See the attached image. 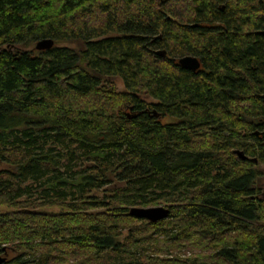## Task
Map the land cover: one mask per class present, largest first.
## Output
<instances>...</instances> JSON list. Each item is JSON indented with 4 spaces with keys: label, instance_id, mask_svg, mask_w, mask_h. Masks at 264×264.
<instances>
[{
    "label": "trees",
    "instance_id": "1",
    "mask_svg": "<svg viewBox=\"0 0 264 264\" xmlns=\"http://www.w3.org/2000/svg\"><path fill=\"white\" fill-rule=\"evenodd\" d=\"M263 26L264 0H0L4 264H264Z\"/></svg>",
    "mask_w": 264,
    "mask_h": 264
},
{
    "label": "water",
    "instance_id": "2",
    "mask_svg": "<svg viewBox=\"0 0 264 264\" xmlns=\"http://www.w3.org/2000/svg\"><path fill=\"white\" fill-rule=\"evenodd\" d=\"M54 45V42L50 39H44L38 41L34 48L37 51H46L52 48ZM178 65L180 68L190 71V72H196L200 68V61L193 56H184L178 60ZM237 157L241 160H245L246 157L241 151H235L234 152ZM261 198L264 201V191L261 194ZM129 214L137 219H144L152 223H156L162 220H165L168 218L169 215V209L163 206H156V207H135L131 208L129 210ZM6 247L2 248V251L4 252V255H6ZM5 256H0V264H4L6 262Z\"/></svg>",
    "mask_w": 264,
    "mask_h": 264
},
{
    "label": "rangeland",
    "instance_id": "3",
    "mask_svg": "<svg viewBox=\"0 0 264 264\" xmlns=\"http://www.w3.org/2000/svg\"><path fill=\"white\" fill-rule=\"evenodd\" d=\"M261 172H262V175L259 176V178L257 179V184H261V183H263V186H264V166L262 167ZM261 187H262V186H261ZM94 194H95L96 196H98V197H101L103 193H101V192H94ZM0 211H1V212H7L8 209L0 208ZM7 252H9V255L7 256V258H11V257H13V252H12V251H10L9 249H7ZM2 255H3V254H1V256H2Z\"/></svg>",
    "mask_w": 264,
    "mask_h": 264
},
{
    "label": "flooded vegetation",
    "instance_id": "4",
    "mask_svg": "<svg viewBox=\"0 0 264 264\" xmlns=\"http://www.w3.org/2000/svg\"><path fill=\"white\" fill-rule=\"evenodd\" d=\"M221 9H223V8H221ZM260 33H262V34H264V26H263V30H261V32ZM263 98H264V96H263ZM257 134V133H256ZM243 153V152H242ZM237 156V155H236ZM245 156V155H244ZM247 158V157H246ZM259 186H260V189H261V191L263 192L264 191V186H263V183H261V184H259ZM262 186V187H261ZM261 192V193H262ZM9 255V252H7L6 253V255H2V256H5L6 257V260H9L10 258H7V256ZM7 262V261H6Z\"/></svg>",
    "mask_w": 264,
    "mask_h": 264
}]
</instances>
